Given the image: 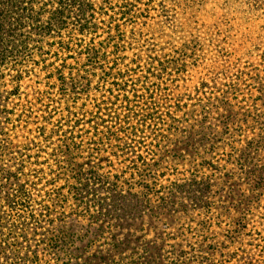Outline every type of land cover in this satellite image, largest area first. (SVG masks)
<instances>
[{"label": "trees", "instance_id": "obj_1", "mask_svg": "<svg viewBox=\"0 0 264 264\" xmlns=\"http://www.w3.org/2000/svg\"><path fill=\"white\" fill-rule=\"evenodd\" d=\"M144 2L0 0V125L16 115L9 99L22 96L31 65L46 73V87L53 79L48 91H35L36 106L45 113L36 138H26L19 158L8 161L12 166L0 154V264H195L184 248L166 252L151 241L133 243L136 220L146 211L156 217L160 207L208 216L214 200L225 195V201L241 198V216L233 224L241 234L261 209L264 94L245 95L258 81L248 85L244 72L228 67L187 78L179 59H167L138 30L151 11L161 17L158 32L164 25L177 28L173 11L164 1L142 10ZM215 3L244 15L231 0ZM256 3L264 6V0ZM181 47L189 49L187 43ZM175 53L183 56V50ZM152 80L158 84L151 86ZM258 90L264 92V77ZM189 131L198 132L182 138ZM148 133L159 139L158 149L144 142ZM171 136L180 137L181 147L165 151ZM10 140H2L8 145H0L1 153H8ZM31 143L35 157L28 155ZM84 150L88 160L80 163ZM106 154L113 171H102ZM165 154L175 165L189 160L190 168L175 171L170 185L157 190L165 172L156 158ZM258 216L264 226V215ZM208 225L199 222L203 234ZM183 230L188 244L197 229ZM188 246L194 251L193 243Z\"/></svg>", "mask_w": 264, "mask_h": 264}, {"label": "rangeland", "instance_id": "obj_2", "mask_svg": "<svg viewBox=\"0 0 264 264\" xmlns=\"http://www.w3.org/2000/svg\"><path fill=\"white\" fill-rule=\"evenodd\" d=\"M163 1L173 11L169 14L174 15L177 28H169V26L164 25L162 31L158 32L157 24L161 17L157 11H151V18L146 21V24L138 26L139 32L145 34V39L149 45L154 44L158 48L164 49L161 53L167 56V59H179L180 66L186 69L187 78L195 76L209 67H228L232 73L237 70L244 72V80L247 81L248 85H253L254 82L257 84L258 81V85L245 91V95L249 94L257 99L264 94L258 90L260 79L264 77V73H262L264 70V6L258 7L257 0H231L232 9H237V12L241 9L244 11V15L241 11L233 15L231 12L221 11L215 0L206 5H194L180 0H145L144 3L147 6L139 7L142 10H149ZM247 9L252 11L246 12ZM183 43H187L189 49L182 48ZM178 49L183 50L182 57L176 55L175 50ZM29 70L32 72L24 80L21 89L22 96H13L9 99V108L14 110L16 115L12 116L10 120L3 118L0 125L1 147L8 145L6 142H2L3 139H11L8 153L0 152L4 155L2 158L6 166L13 165L14 162L8 163V161L13 157L19 158L20 155L16 153L23 151L22 145L27 143L26 138L35 139L37 127L44 124V109L40 112L39 106H36L35 91L42 94L48 91V87L53 85V79L48 80V87H46V73L40 71L36 65H31ZM141 75L142 73H138L136 78ZM41 82L43 84L39 85ZM156 84L158 81L152 80L150 82L151 86ZM55 96L53 94L51 98H55ZM46 102L49 103V100ZM25 106L28 107L27 112H25ZM254 107H246V109L251 111L254 110ZM257 107L259 108L258 103ZM261 110L264 111V108ZM219 112L222 113L223 111ZM35 121L36 126H30L27 130L28 123H35ZM15 127L17 128L15 129ZM197 132L183 133L182 138L189 134L194 136ZM146 136L148 139L144 142L149 145V148L158 149L156 146L159 145L160 141L157 136L150 133ZM179 140L180 137L177 139V136H171V141L164 144L165 151L180 149ZM31 148L32 150L28 155L35 157L34 144L32 143ZM10 152L14 154L8 155ZM88 154L87 150L80 154V163L88 160ZM107 156L110 155H105L107 161L102 164L103 172L113 171L107 164L113 158ZM43 157H49L47 152L43 154ZM31 160L35 161L34 158ZM156 161L165 169L162 170L165 172V176L158 181L157 190L170 185L175 177V171L183 172L190 168L189 160L182 165H175L172 163L169 154L160 155ZM114 163L117 164V161ZM239 195L246 196L244 192L239 193ZM225 197L223 195L222 199L217 197L214 200L216 204L212 212L207 214L208 216H200L199 213L185 214L179 209L167 212L160 207L156 217L153 218L146 211L142 219L136 220L137 222L134 223L133 230H131V234H134L133 243H135L134 240L138 242L151 241L153 247L157 243L160 245L159 248L166 252L184 248L187 254L189 253L188 257L191 258V254L194 255L195 264H264V226L260 224L258 216L264 215V196L261 209L249 219L247 229L241 234L235 233L237 229L233 226L234 220L240 219L241 216L240 207L237 206V202L241 201V198L237 197L234 201H225ZM230 202L237 206L234 207L237 210L232 208ZM205 219L209 222V232L203 234L199 222ZM189 225L197 229V232L195 237L189 236L187 244L184 242L185 238L182 233L183 227ZM73 226L75 225L73 224ZM126 234L128 231L125 230L119 236L120 239H125ZM209 236L210 240L206 241L205 237ZM189 243L194 244V251L188 246ZM211 243L213 246L215 245L213 250L208 248ZM77 245L81 247L80 244ZM162 253H164V258L168 257L165 252ZM165 264H168V261Z\"/></svg>", "mask_w": 264, "mask_h": 264}]
</instances>
